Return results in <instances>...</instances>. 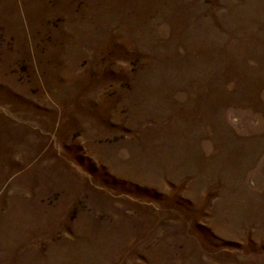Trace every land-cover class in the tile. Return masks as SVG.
<instances>
[{
    "label": "rangeland",
    "instance_id": "374dc122",
    "mask_svg": "<svg viewBox=\"0 0 264 264\" xmlns=\"http://www.w3.org/2000/svg\"><path fill=\"white\" fill-rule=\"evenodd\" d=\"M0 264H264V0H0Z\"/></svg>",
    "mask_w": 264,
    "mask_h": 264
}]
</instances>
